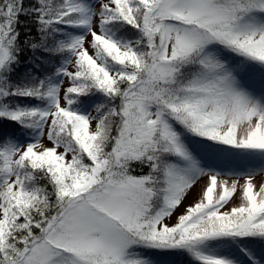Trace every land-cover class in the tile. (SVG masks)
I'll use <instances>...</instances> for the list:
<instances>
[{"label":"snow or ice","instance_id":"obj_1","mask_svg":"<svg viewBox=\"0 0 264 264\" xmlns=\"http://www.w3.org/2000/svg\"><path fill=\"white\" fill-rule=\"evenodd\" d=\"M260 173L264 0H0V264H264Z\"/></svg>","mask_w":264,"mask_h":264},{"label":"rangeland","instance_id":"obj_2","mask_svg":"<svg viewBox=\"0 0 264 264\" xmlns=\"http://www.w3.org/2000/svg\"><path fill=\"white\" fill-rule=\"evenodd\" d=\"M225 178H228V177H225ZM232 178H234V177H232ZM232 178H229V179H232ZM262 181H264V173H260L254 178V182L257 184L261 183ZM204 182H205L204 180H201L200 183L197 185L195 191H199V188L204 184ZM240 183L241 184L243 183V179L240 180ZM238 201H239V191L233 197L232 203L236 204V203H238Z\"/></svg>","mask_w":264,"mask_h":264}]
</instances>
